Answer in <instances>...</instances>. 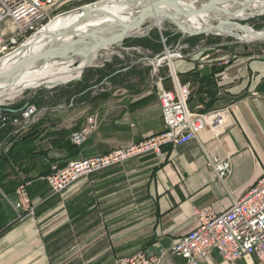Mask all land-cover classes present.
Returning a JSON list of instances; mask_svg holds the SVG:
<instances>
[{
    "label": "crops",
    "instance_id": "crops-1",
    "mask_svg": "<svg viewBox=\"0 0 264 264\" xmlns=\"http://www.w3.org/2000/svg\"><path fill=\"white\" fill-rule=\"evenodd\" d=\"M88 1L53 0L51 19ZM263 16L251 19L252 29L262 31L256 26L264 25ZM155 29L162 30L144 31L135 39ZM220 40L218 44L216 37L204 36L199 53L174 60L172 67L181 83L190 84L192 107L206 103L209 109L229 108L231 118L220 135L207 129L181 148L165 146L161 156L130 158L81 178L61 193L52 191L45 176L70 161L104 155L162 131L154 87L148 81L80 78L50 88L64 86L58 97L55 91H37L40 87L24 99L0 103L18 115L30 105L38 110L26 128L0 125V264H115L141 252L160 255L197 228L195 209L224 213L233 200L245 196L264 171V54H256L253 45L245 51L237 40ZM232 44L235 50L229 49ZM130 50L141 52L100 50L88 69L124 74L134 62L120 60ZM203 58L208 62L200 68ZM226 59L231 63L220 67ZM149 61L146 57L138 63ZM165 85L172 88L169 80ZM92 115L96 131L75 147L71 135ZM223 163L230 169L221 179L214 166ZM27 180L32 182L29 194L36 214L18 220L4 195L14 199L15 189ZM163 264L184 260L167 258ZM205 264L227 263L213 252ZM239 264L260 263L246 257Z\"/></svg>",
    "mask_w": 264,
    "mask_h": 264
},
{
    "label": "built area",
    "instance_id": "built-area-1",
    "mask_svg": "<svg viewBox=\"0 0 264 264\" xmlns=\"http://www.w3.org/2000/svg\"><path fill=\"white\" fill-rule=\"evenodd\" d=\"M53 0H0V58L14 52L30 36L45 29L59 16L51 19L48 7ZM163 39V44H165ZM164 56L154 59L155 72L163 64H168L172 88L165 85L166 79L156 76L155 89L162 109L163 129L128 147L115 148L104 155L87 159L73 160L47 176L45 180L54 193H61L83 177L121 164L130 158L154 154L161 156L163 147L181 148L198 140L202 132L210 129L220 135L228 124L231 115L229 108L209 109L206 103L191 106L190 84L181 83L172 69L174 60H182L201 51L199 45H181L178 51L165 50ZM185 51V52H184ZM192 55V56H193ZM164 59L161 60L160 58ZM201 59L200 68L208 62ZM231 59L222 60L220 67H226ZM37 107L30 105L20 114L5 113L0 105V123L16 127H28L37 113ZM97 129L94 117L87 125L71 135V142L81 147ZM210 165H213L210 160ZM219 177L229 173V163L214 166ZM30 180L22 182L15 189V198L5 199L17 213L18 220L34 217L35 206L29 194ZM197 228L183 236L160 255L151 256L141 252L130 258L120 259L115 264H163L167 258H181L184 264H205L206 258L217 252L227 264H239L246 257H255L264 264V171L255 185L240 199L233 200L232 206L224 213H217L212 207L195 209Z\"/></svg>",
    "mask_w": 264,
    "mask_h": 264
},
{
    "label": "water",
    "instance_id": "water-1",
    "mask_svg": "<svg viewBox=\"0 0 264 264\" xmlns=\"http://www.w3.org/2000/svg\"><path fill=\"white\" fill-rule=\"evenodd\" d=\"M262 1L91 0L61 14L58 23L30 36L14 52L0 58V86L13 85L29 67L49 62L70 63L72 68L85 64L83 74L100 50L123 47L126 40L161 29L165 22L173 25L183 39L212 35L245 44L264 40V30L255 31L245 24L264 15V5L259 7ZM114 6L130 9L119 14L108 9ZM67 16L72 21L64 25ZM195 22L200 26L196 27ZM235 48L230 45L231 50ZM164 58L160 59L165 63Z\"/></svg>",
    "mask_w": 264,
    "mask_h": 264
},
{
    "label": "rangeland",
    "instance_id": "rangeland-1",
    "mask_svg": "<svg viewBox=\"0 0 264 264\" xmlns=\"http://www.w3.org/2000/svg\"><path fill=\"white\" fill-rule=\"evenodd\" d=\"M253 20H249L248 22H246L245 24H247L248 26L252 27L253 25ZM251 23V24H250ZM167 24H169L168 22H165L162 24V30H158V29H155L156 31H158L160 34L161 32L163 33L165 29H171L169 27H167ZM256 26V25H255ZM172 30V29H171ZM261 30H264V29H261ZM154 31V30H153ZM147 31L144 32V34H146ZM174 32H177L176 30ZM211 36V37H210ZM207 36L209 38H213V37H216L217 39L219 38V40L216 41V43L218 44H221V38L220 37H217V36ZM135 39V38H134ZM163 39L166 41L165 44H163ZM185 39H182V35H181V38L179 39V41L176 43V44H170L168 45L167 44V39H165V37L161 36V41H162V44H163V47H164V51L160 54V55H157L158 56H166V48L167 49H170V51L172 52L173 50L176 49V47L178 46H181V45H187V43L184 42ZM233 40V39H232ZM262 40H259V41H255V42H252L250 44H245V43H242V42H239L238 44V47H244V46H248V45H253V49L256 51V54H264V43L261 47L259 48H256L258 47L257 43L260 42ZM257 44V45H256ZM256 45V47H255ZM125 47V46H123ZM188 47L190 48V46L188 45ZM126 48H129V49H140L141 52L138 53L137 51L135 50H130V52L128 54H125V57L123 58L124 60H120L121 62H130V61H133L134 63L132 65H130L129 67H131L130 70H128L126 73L123 74V72L120 74V75H114L112 76L114 73H110V71H106V72H98V70L94 71V70H85V76H82L81 77V80L84 79V80H88V81H91V80H94V79H99L101 80V82L103 80H119V81H128V80H138V81H148L150 85H152L154 87V90H155V95H156V89H155V82L157 81V78L158 77H163L166 79V81L168 82V80L170 81V73H169V68H168V64H163V67H160L159 68V72H155V69H156V63L153 65L151 64L152 62H155L154 59L156 58V56H153V48L150 46V47H144L143 45L139 44V43H134L130 46H127ZM149 51V52H148ZM139 54H144L145 56H141ZM147 57V60L149 59L150 61V64L148 65H139L140 63L139 60L141 59H145ZM123 64V63H122ZM139 65V66H138ZM138 66V67H137ZM117 70H119V67L116 68ZM123 69V67L121 68ZM124 70V69H123ZM87 73V74H86ZM159 75L158 77L156 75ZM171 83V81H170ZM64 86H59V87H56L54 89H47V88H40L38 89L37 91H41V92H50V91H55V96H60L62 94V91H64L65 88H62ZM36 90H33V89H28L26 91H24L19 97L16 98V100H19V99H24L26 98L29 93H32ZM157 97V95H156ZM15 101V99H14ZM7 102H10V101H7ZM91 117H94L95 116H89L86 120V125H87V122H88V119L91 118ZM96 120V118H95ZM96 123H97V120H96ZM98 125V124H97ZM82 130V129H81ZM93 134V133H92ZM89 138V137H88ZM145 139V138H144ZM75 146V145H74ZM77 147V146H75Z\"/></svg>",
    "mask_w": 264,
    "mask_h": 264
},
{
    "label": "bare ground",
    "instance_id": "bare-ground-1",
    "mask_svg": "<svg viewBox=\"0 0 264 264\" xmlns=\"http://www.w3.org/2000/svg\"><path fill=\"white\" fill-rule=\"evenodd\" d=\"M264 5V0L259 4V7ZM110 11L123 14L130 8L124 6L108 7ZM264 12V11H263ZM123 18L127 19L126 16ZM62 18L56 19L49 26H53L58 23ZM72 17H65L64 25H67L72 20ZM208 23V22H207ZM209 24V23H208ZM210 25V24H209ZM195 26L199 27L200 23L195 22ZM41 47L34 50V52L40 51ZM33 53V52H32ZM95 64V62L93 63ZM85 64H82L78 68H72L70 63L59 64L58 62H49L39 65H33L29 67L24 74L20 76L17 82L10 86H0V103L13 100L19 97L24 91L28 89H36L44 87L47 89L53 88L57 85H62L69 81H75L81 78ZM88 69V68H87ZM37 114V113H36Z\"/></svg>",
    "mask_w": 264,
    "mask_h": 264
},
{
    "label": "trees",
    "instance_id": "trees-1",
    "mask_svg": "<svg viewBox=\"0 0 264 264\" xmlns=\"http://www.w3.org/2000/svg\"><path fill=\"white\" fill-rule=\"evenodd\" d=\"M262 21H264V16L261 19ZM167 27L171 28V29H165L164 32L162 33L163 37H165V39H167V44H176L179 39L181 38V34L180 33H176L175 31V27L167 24ZM256 29H262L264 27V25H257ZM158 31L154 30L150 33V35L148 37L145 38H141V39H128L125 41L124 46H130L134 43H139L141 45H143L144 47H152L154 52L153 55H158L161 54L164 51V47L161 41V36H162ZM204 36H198V37H192V38H188L185 39L184 42L187 43L190 47H196L197 45H199L201 43V40L203 39ZM216 40H219V38ZM230 49V48H229ZM106 71H110L109 75L111 73H114V71L108 70L106 68L100 69L98 70V72H106ZM107 73V72H106ZM101 81V80H97ZM87 88H84V90H86ZM209 107V106H208ZM5 113H10V114H15V111L12 110L11 108H4ZM0 125L2 126V124L0 123ZM10 124H7L5 126H2V129H6L8 128ZM2 131H0L1 133Z\"/></svg>",
    "mask_w": 264,
    "mask_h": 264
}]
</instances>
